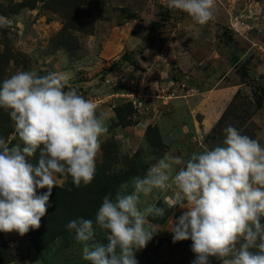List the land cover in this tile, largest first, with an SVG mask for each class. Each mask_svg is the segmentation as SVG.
<instances>
[{
    "label": "rangeland",
    "instance_id": "rangeland-1",
    "mask_svg": "<svg viewBox=\"0 0 264 264\" xmlns=\"http://www.w3.org/2000/svg\"><path fill=\"white\" fill-rule=\"evenodd\" d=\"M166 5L167 0H0V17L10 21L8 27H0V82L21 70H35L41 76L57 73L66 78L65 91L75 89L78 93L95 94L92 102L108 128L100 138L92 182L77 187L70 176L54 173L57 186L53 187L47 212L60 190H66L73 198L94 200L87 203L86 213L76 218L94 220L105 195L111 193L114 198L121 184L135 176L143 177L166 154L186 160L193 152L221 144L222 130L229 125L264 146V0H215L214 18L203 25ZM135 18L140 24L137 27L140 41L124 47L126 34L130 32L127 27L134 26L126 22ZM157 24L164 34L175 29L189 33V40L178 43H185L191 51L174 64H178L182 76L177 72L168 74L167 70L160 72L156 67L152 68V75L137 69L141 67L140 57L152 64L161 60L154 51L141 52L142 46L149 43L148 34L150 38L157 33L154 27ZM152 42L156 47L161 45L162 50L177 43L174 38L170 43ZM171 49L169 56L177 54ZM129 50L132 51L127 53ZM176 51L181 53L180 49ZM219 76L223 79L220 82ZM187 77H195L194 82H185ZM122 78L127 81L122 82ZM127 84L136 86L135 95L146 96L147 85L165 97L147 101L141 110L134 109L133 105L132 108L125 104L130 98L124 93ZM200 84L225 88L220 120L205 132L191 123L184 133L175 132L179 124L187 125L189 121L186 115L189 103L180 105L179 99H167V95L177 89V94L183 92L189 97L191 93L185 91ZM232 91L233 95H229ZM130 92L132 88L127 93ZM212 99L208 108L214 112L215 103L221 101ZM117 104L121 105L115 110ZM0 136L10 144L20 142L8 112L3 109H0ZM37 158L38 154L29 159L36 163ZM95 184L101 186V191ZM96 190L100 193L95 195ZM46 191L37 189V194ZM175 195L176 190L170 184L165 190L142 197L141 207L157 203L165 208V215L149 217L156 233L145 248L136 251L138 264H192L195 259L192 241L173 243L168 231L172 221L184 211L179 206L168 207L166 202H172ZM64 200L58 207L60 211L66 206ZM30 230L23 236L0 232V244L4 241L0 246V264H89L82 258V245L75 241V233L66 227L50 229L49 233L42 225ZM97 233V241L106 242L107 233L99 229ZM31 234L41 248L34 245ZM210 264L222 261L210 257Z\"/></svg>",
    "mask_w": 264,
    "mask_h": 264
},
{
    "label": "clouds",
    "instance_id": "clouds-1",
    "mask_svg": "<svg viewBox=\"0 0 264 264\" xmlns=\"http://www.w3.org/2000/svg\"><path fill=\"white\" fill-rule=\"evenodd\" d=\"M215 0H167L169 9L187 13L196 23L214 18ZM10 21L0 17V27ZM66 78L21 70L0 82V109L8 112L19 143L0 136V232L25 235L40 227L54 186L53 174L70 176L75 186L92 182L108 131L97 106L75 89L65 91ZM213 148L184 160L166 154L143 177L121 184L113 198L105 195L95 218L65 225L82 245L89 264H138L136 251L156 232L149 217L163 218L157 203L141 207L142 197L171 184L176 190L168 207L183 209L168 231L172 242L192 241V264H264V146L234 126ZM32 163L30 157H37ZM179 166V167H178ZM47 191L37 194V189ZM97 229L106 232L98 242Z\"/></svg>",
    "mask_w": 264,
    "mask_h": 264
},
{
    "label": "crops",
    "instance_id": "crops-1",
    "mask_svg": "<svg viewBox=\"0 0 264 264\" xmlns=\"http://www.w3.org/2000/svg\"><path fill=\"white\" fill-rule=\"evenodd\" d=\"M215 8H216V11L218 12L219 6L216 5ZM136 20H137V18L133 19V21H127L126 22V25L131 24L134 26L129 27V28L127 27V29L130 32L126 34L128 39L126 40V43H124V47L125 46L128 47L130 44L134 46V44L137 43V41H140L137 38V34H138L137 27L140 24H138V21L136 22ZM230 22L231 21L229 20V23ZM169 30H171V29L169 28ZM177 30L178 29H175L174 31H172V32L170 31V32H167L165 34H164V32L163 33L157 32L154 34V37H153V40H156L157 42H159V44H160V42H163V41H165V42L168 41L170 43L171 39L174 38V42H177V43L176 44H169L167 46V48H170V49L172 48L171 50L174 49L175 52H177V54L169 56L170 49L164 48L162 50V49H159L162 47L161 45L156 47L155 43H153V42L146 43L142 46V49H141L142 54L146 53L148 51H154L158 55L160 54L161 60H159V62H154L152 64L150 61L145 60L144 58L140 57L139 61L141 62V64H140L141 67L137 68V69H139V71H142L145 75H152V70L154 69V67H156L158 70H160V72L165 73V71L167 70L168 74H170L172 72H177L178 74H181V76H182V73H180L181 69L178 67V64L177 65H174V64L176 63V61L180 60L181 55H182V58L184 56L186 57V54H189V51H191V50L187 46L186 47L184 46L185 43H178V42H183L185 40H189L190 38H188V36H189L188 32L184 33V32H179ZM159 33H161V34H159ZM155 36H156V39H155ZM141 41L144 42L145 40L142 38ZM129 49H131V48H129ZM176 49H178V50L180 49L181 53L176 51ZM131 51L132 50H129L127 53H129ZM154 52H152V53H154ZM155 53H154V55H155ZM165 53H166V55H165ZM175 57H176V60L174 59ZM169 60H171V61H169ZM165 62H167V64H165ZM145 63H148L149 66H150V64H152V66L149 67ZM173 65L175 67H173ZM181 66H183V65H181ZM144 67H146V70H144ZM193 69H195V67ZM182 79H183L182 81H184L185 77ZM194 80H195V77H193V78L187 77L185 82H189V84H191L194 82ZM221 80H223V79L219 76L218 82H220ZM170 85H173V81H171ZM182 85H185V84L182 82ZM224 89L225 88H223V87H201V84H200V87L198 85L193 86V87L190 86L185 91V93L186 92L191 93L190 94L191 96H189L191 98L188 97L189 94H182L183 92L180 94H177V91H176L177 89L173 90L175 92L174 94H172L173 93V91H172L169 95H167V99H170V98H171V100L172 99H179L178 102L180 103V105L181 104L186 105V103H189V110H186V115L189 118V121H188L187 125L185 123L179 124V127L174 129L175 132H183L184 133V131H186V129H187L186 126H188L189 123H191V125L193 127H195V129H197V128H199L201 130L203 129L204 132L208 131L207 129H210V130L213 129V127L218 123L217 121L220 120V117L222 115V110H221L220 105H225L224 96L227 93L224 91ZM192 91L194 93H192ZM233 93H234L233 91L229 92V95H233ZM176 97H179V98H176ZM193 98H196V99L192 100ZM212 98L218 99L217 101H221L220 104L215 103L216 106H215V108H213L215 110L214 112H211L210 108H208L212 104V101H213ZM192 102H194V104L191 105ZM217 106H218V109H216ZM186 108H187V106H185V109ZM156 116H158V115H156ZM199 118H201V121L199 120ZM183 133H182V135H185Z\"/></svg>",
    "mask_w": 264,
    "mask_h": 264
},
{
    "label": "trees",
    "instance_id": "trees-1",
    "mask_svg": "<svg viewBox=\"0 0 264 264\" xmlns=\"http://www.w3.org/2000/svg\"><path fill=\"white\" fill-rule=\"evenodd\" d=\"M155 32H160V27L159 24L155 25ZM154 37V34L151 35V37L149 38V34H148V38L146 40L149 41V43L152 42ZM125 60V59H124ZM92 93V92H91ZM126 105L132 107V104L129 102L125 103ZM121 104H117L115 106V110L117 109V107H119ZM133 108V107H132ZM135 109V108H134ZM114 110V111H115ZM95 186L101 191V186L99 184H95ZM100 193L98 190L95 191V195ZM73 194H71L69 191L66 190H60V192L58 193V195L55 197L56 201L53 202L50 207L48 208V212L45 214V216H43L41 218V223L40 225H42L43 227H45V231L49 233L50 229L51 230H57V229H61L64 228L65 225L67 223H69L68 221H70V219H76L78 216H82L86 213L87 208L86 205H88L87 203L93 202L94 200L91 199H85L84 197H80V198H73L72 197ZM71 197V199H69ZM65 198V203L66 206L63 209V211L59 210V206L63 203V199ZM31 232V230H30ZM32 236V234H31ZM56 236V235H55ZM32 241L34 243V245L39 249L40 244L38 243L37 239L35 238V236H32ZM4 244V241L1 240V244L0 246Z\"/></svg>",
    "mask_w": 264,
    "mask_h": 264
},
{
    "label": "built area",
    "instance_id": "built-area-1",
    "mask_svg": "<svg viewBox=\"0 0 264 264\" xmlns=\"http://www.w3.org/2000/svg\"><path fill=\"white\" fill-rule=\"evenodd\" d=\"M121 81L125 82V81H127V79L122 78ZM127 87H128V90L125 91L124 93H126L128 96H130V98L127 97V99L125 101L131 103L134 106V108L137 110H141L145 106V103L147 101H155L156 99L165 97L161 91L158 93L157 89H152L151 87L147 88V85L145 86V91L147 90L146 96H145V93H138L137 95H135L136 92H134V91L136 90V86L134 84H132L130 86L127 84ZM140 87H141V85H140ZM131 88H132L133 92L127 93ZM78 94L82 95L85 99H89L91 101L93 100V97H94L93 95H95L92 93L91 94H83L82 91H80V93H78ZM124 97H126V96H124ZM114 105L115 104H113V107H114Z\"/></svg>",
    "mask_w": 264,
    "mask_h": 264
}]
</instances>
